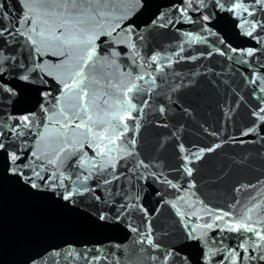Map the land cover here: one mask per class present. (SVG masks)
<instances>
[{"label": "water", "instance_id": "water-1", "mask_svg": "<svg viewBox=\"0 0 264 264\" xmlns=\"http://www.w3.org/2000/svg\"><path fill=\"white\" fill-rule=\"evenodd\" d=\"M0 4L4 5L0 12L7 11L13 18L30 8L33 18L40 12L37 0H0ZM182 4L183 0H102L94 4L100 9L97 21L90 22L84 33V39L95 35L92 61L85 66L81 60L87 45L73 46L67 57H60L51 76L37 70L30 76L31 83L11 81L18 95L11 101L0 99V114L19 116L32 111L37 118L25 143L13 144L9 139V148L31 147L38 155L47 152L54 158V151L67 147L57 172L66 179L56 191L79 185L82 194L68 202L51 190L32 189L9 173L0 153V264H86L85 258L93 256L106 257L99 264H160L151 256L159 257L166 249L178 250L169 264H204L207 247L214 251L234 248L252 235L204 228L214 215L229 212L228 219H236L253 208L251 222L256 226L259 221V229L264 230V123L252 116L256 106L264 107V103L253 96L256 86L245 79L253 73L264 74V29L258 27L253 36L245 35L237 17L213 7L215 0H204L202 6L194 0L193 7L200 11L189 10L184 17L173 7ZM249 7L254 19L264 23V3L249 0ZM205 15L210 19L205 21ZM133 22L138 27L129 33L126 26ZM49 24L55 29L59 21L49 20ZM21 31L25 36L18 37L19 46L0 52V61L15 56L30 64L36 59L35 46L26 43L30 34L26 26ZM41 48L40 59L47 72L52 48L49 44ZM247 49L258 51L253 56L241 55ZM153 56L158 57L155 63ZM81 66L89 93L85 102L97 122L94 131L101 130V124L108 127L109 112L123 113V107L116 105L125 99L127 87L136 84L143 89L129 94L135 96L132 103L142 111L133 112L136 119L126 121L129 131L121 146L127 151L114 148L110 156L102 158L87 149L88 154L80 156L85 167L76 159L79 143L63 144L65 135L70 141H82L84 130L66 132L61 128L63 117L57 114L60 107L75 101L74 93L64 90L63 84L72 83ZM160 68L163 70L158 71ZM139 75L144 79L138 80ZM45 91L50 93L46 106L53 109V122L47 128L41 121L47 124L49 114L39 106ZM55 99L61 105H55ZM100 99H107L113 107L101 110L97 107ZM161 106L166 109L163 115ZM252 127L255 132L242 135ZM39 132L45 133L44 139ZM133 137L134 146L130 143ZM209 148L215 150L209 152ZM128 151L133 154L127 155ZM110 160L114 168L109 166ZM141 161L147 167H138ZM54 170L48 166V172ZM106 179L111 182L104 183ZM132 204L137 208H130ZM122 205L126 210L117 225L114 218ZM101 212L112 219L99 221ZM147 221L160 245L158 251L138 243L139 237L128 227L131 223L143 232ZM217 223L224 227L223 222ZM194 227L199 237L195 240L187 235ZM218 259L219 255L209 264H217Z\"/></svg>", "mask_w": 264, "mask_h": 264}, {"label": "snow or ice", "instance_id": "snow-or-ice-1", "mask_svg": "<svg viewBox=\"0 0 264 264\" xmlns=\"http://www.w3.org/2000/svg\"><path fill=\"white\" fill-rule=\"evenodd\" d=\"M229 6L225 7V3ZM254 4L264 3V0H251ZM102 3V0H37V6L40 9L39 14L35 15V18L29 15L32 11L30 8L28 12H24L21 15H17L15 18L10 16L7 11L0 12V52L12 51L17 46H19L20 36H25V32L21 31V27L26 26L27 32L30 33L26 36V43L35 46L34 52L36 59H34L30 64L25 63L22 60H17L15 56L5 57L3 61H0V99L11 101L12 98L18 95L17 86L12 84V80H19L26 83H31L30 76L37 70L41 71L44 75L51 76L53 71L57 68V62L60 57H67L68 50L73 46L87 45L86 56H81L84 65L86 66L89 61H92L96 55L95 47V35L84 39V33L87 26L92 21H97V17L100 13V9L94 7V4ZM199 4L202 6L204 0H199ZM194 0H183L182 5H174L173 7L180 13L181 17L187 15L189 10L200 11L199 7H193ZM4 5L0 4V8ZM213 7H219L222 11L231 12L234 17L239 19V27L244 30V34L247 36H253L256 29L259 27L264 29V23L254 19V12L250 10L249 0H215ZM253 17L252 21L245 18ZM41 17H43L42 23ZM191 20V17H188ZM205 21L210 19V16L205 15L203 17ZM49 20H52L55 24L59 21L58 26L53 29V26L49 24ZM153 24L157 21L153 20ZM173 23V21H169ZM162 27L165 25H161ZM127 31L129 33H134L136 31V26L133 23L127 24ZM115 31V29H113ZM123 31V29H121ZM112 33H108L111 35ZM37 37L39 39H37ZM44 44H49L52 48L51 56L53 57L51 61V69L45 72V63L40 59L42 55L41 46ZM56 48H63L64 51H56ZM183 51V49H181ZM236 52V49H232ZM258 49H247L241 52V55L253 56ZM31 54V52H30ZM224 55L223 52L220 53ZM43 55H48V52H44ZM113 55H119V53L114 52ZM179 55V53H177ZM209 56L212 55L211 52L208 53ZM181 59H187L186 57H180ZM158 57L153 56L152 62L155 63ZM191 59H196L192 57ZM11 63H7L8 61ZM7 64V67H5ZM160 68L158 71H162ZM11 77L9 79L8 77ZM78 78V79H77ZM87 77L84 75V66H81L76 72L73 82H64L63 87L69 93H74L76 99L74 102L62 106L59 108L58 115L63 117L64 123L61 124V128L65 131H75L76 129H83L82 132L83 140L79 142L70 141L67 136L63 140V144L70 147L73 143H79L80 147L77 150L76 159L79 161V165L82 167L86 166V162L80 159L81 155H87V149H91L95 154L100 157L110 156L114 148H118L120 151H127L121 146L124 142V138L129 131V126L126 121L134 120L136 117L132 115L133 112L142 111V109H137V106L132 103L135 98L134 95L129 94H139L143 91L136 84H132L127 87L126 91L123 93L125 99L119 101L116 105L117 108L123 107V113L120 111L109 112L111 119L107 122L108 127L104 128L100 125L101 130H95L97 122L93 120V117L89 115V105L85 102V98L89 95L87 90V85L85 83ZM138 80H143L144 76L139 75ZM248 83L256 87L253 88V96L258 97L261 103H264V74L253 73L252 77H245ZM46 83V81H45ZM99 83V81H96ZM155 81H153V84ZM111 86V85H109ZM78 90V91H77ZM50 95L49 92H44V100L40 102V110L47 116V124L41 121L43 127L47 128L49 124L53 122V112L52 108H48L47 97ZM55 105H61L60 99H55L53 102ZM142 103H147V101H142ZM126 105V106H125ZM105 106L111 109L113 105L109 104L107 99H100L97 107L104 110ZM165 107L161 106L159 112L163 115L165 113ZM252 116L264 123V107L256 106L252 112ZM37 118V113L29 111L27 114H22L19 116H13L11 113L0 114V153L4 154V159L7 165V170L11 175L18 176L22 181L29 185L32 189L37 191L51 190L53 195L59 196L64 201L73 202L72 198L74 195L82 194L80 191V186L69 190L67 186H64V192L60 193L56 191L57 187L63 186L64 177L63 175L58 176L59 165L62 164L61 156L67 152V147H60L58 151H54V158H50L48 153L37 154V151L31 147L27 150L23 147L16 146L9 148L8 141L12 140L13 144L19 141L20 145H23L29 133H31V127L34 120ZM59 122V121H57ZM136 127H139L137 123ZM256 128H249L247 131L242 133V135H248L249 133L255 132ZM39 138L44 139L45 133L39 132ZM243 142V141H241ZM130 143L134 146L136 143L133 137ZM181 147H183L181 145ZM219 147V145H216ZM214 148H209L207 151H214ZM131 151L127 152V155H132ZM195 159H199V155H194ZM94 160L95 157H92ZM48 166H51L54 171L48 172ZM109 166L114 168V163L110 160ZM92 169H95L97 165L93 163L91 165ZM138 167H147L140 162ZM103 171V169H101ZM188 175L191 176L192 170L187 169ZM88 177H85V180ZM118 178V177H116ZM110 180H104V183H110ZM94 191V189H91ZM84 191H89L85 188ZM239 191V189H237ZM97 200L101 198L99 196L95 197ZM175 207V205H173ZM130 208H137L136 204L129 206ZM141 210L144 211L145 216H147V210L140 206ZM125 206H121L120 212L117 213L115 219L118 225L122 214L125 211ZM254 209L247 208L239 218L228 219L231 216L229 212H222L213 216L211 222H206L203 227L206 229H218L220 232H244L251 233V236H245L243 240L234 248H220L217 247L215 251L211 247H207L203 253L204 264H209L214 257L219 255L217 264H264V230L259 229V221L256 222V226L251 222L252 218L249 215ZM210 215H212L210 213ZM98 219L101 222H107L111 217H107L103 212L98 215ZM217 222H223L224 227ZM128 227L130 230L137 234L139 237L138 243L146 244L153 251H158L160 245L155 242L152 234L151 222H146L145 231L141 232L137 227H133L129 223ZM199 227V226H198ZM196 228H190L188 231V236L192 239H199L195 235ZM254 237V238H253ZM249 241H251L249 243ZM207 244V241H205ZM251 249V250H250ZM178 250L166 249L161 256L157 257L155 255L151 256V259L155 262L160 261V264H169L170 259L176 254ZM227 252V255L224 253ZM86 264H99L101 259H106V257H86Z\"/></svg>", "mask_w": 264, "mask_h": 264}]
</instances>
